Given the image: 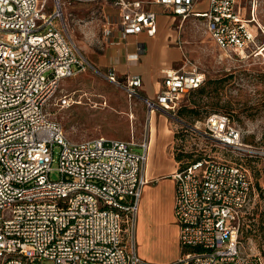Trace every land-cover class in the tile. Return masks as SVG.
I'll return each instance as SVG.
<instances>
[{"label":"built area","instance_id":"obj_1","mask_svg":"<svg viewBox=\"0 0 264 264\" xmlns=\"http://www.w3.org/2000/svg\"><path fill=\"white\" fill-rule=\"evenodd\" d=\"M110 0H0V264H141L135 225L148 184V142L137 145L104 136L73 142L48 107L62 83L84 71L88 62L68 36L64 9L73 4ZM112 0L118 10L104 35L118 29L125 38L155 36L159 5L181 20H204L207 33L227 55L240 59L262 53L255 10L247 19L236 0ZM260 28V26L257 24ZM109 80L117 83L114 72ZM152 110L171 113L205 75L186 64L163 70ZM142 85L139 77L129 91ZM75 93L73 96L75 97ZM57 104L69 108L74 97ZM207 139L244 157L258 149L244 144L241 130L226 114H211L201 124ZM149 141V140H148ZM59 153V180L50 178ZM175 218L182 253L175 264H264L240 242L253 198V177L241 164L207 156L176 171Z\"/></svg>","mask_w":264,"mask_h":264},{"label":"rangeland","instance_id":"obj_2","mask_svg":"<svg viewBox=\"0 0 264 264\" xmlns=\"http://www.w3.org/2000/svg\"><path fill=\"white\" fill-rule=\"evenodd\" d=\"M48 1L47 12L53 7L52 0ZM236 3L238 12L247 19L255 10L261 29L256 23L251 27L258 31L257 41L264 47V0H236ZM63 14V26L88 66L62 83L57 98L48 107L50 117L62 125L73 142L104 136L135 143L134 151L143 153L138 145L147 141L150 149L151 141L159 134L161 140H166V127L173 136L168 153L174 159L181 158L180 165L207 156L247 165L253 177L254 194L240 242L247 254L260 256L264 261V51L245 59L229 56L211 39L204 20L193 16L186 20L170 18L166 27L173 30L187 57L178 64L204 74L206 89L204 94L190 92L175 112L168 113L150 108L149 101L154 102V96L148 98L144 85L137 87L134 95L128 90L126 77L117 76L114 83L108 78L109 72L97 65L109 43L104 35L108 21L118 18L113 4L104 1L73 4ZM63 94L72 95L77 104L60 108L56 104ZM211 114L229 115L241 130L244 144L262 154L249 161L204 137L201 124ZM52 167L50 178L59 180L58 152Z\"/></svg>","mask_w":264,"mask_h":264},{"label":"crops","instance_id":"obj_3","mask_svg":"<svg viewBox=\"0 0 264 264\" xmlns=\"http://www.w3.org/2000/svg\"><path fill=\"white\" fill-rule=\"evenodd\" d=\"M107 3L112 4V0ZM151 9L158 13L155 36L143 32L124 38L117 29L113 34V40L117 42L107 43L97 65L116 76L126 77L128 82L139 77L148 98L153 95L155 100L163 83L162 71L183 68L180 64L187 57L173 30L166 27V23L171 22L170 18L179 17L162 13L164 11L159 5H152ZM195 9L206 10L207 0ZM167 133L165 127L166 140H161L160 134L154 136L145 169L148 184L142 192L135 225L141 264H175L182 253L180 226L175 218L176 181L172 178L180 164L168 153L173 136Z\"/></svg>","mask_w":264,"mask_h":264},{"label":"trees","instance_id":"obj_4","mask_svg":"<svg viewBox=\"0 0 264 264\" xmlns=\"http://www.w3.org/2000/svg\"><path fill=\"white\" fill-rule=\"evenodd\" d=\"M203 85H204V83L199 87V88H197V89H194V90H192V91H190V92H197V94H204V92H205V87H203ZM191 112H193L194 114H197L198 112L196 111V110H192ZM182 113V112H181ZM227 115V114H226ZM229 116V115H228ZM230 117V116H229ZM231 118V117H230ZM232 120V119H231ZM246 158H248V159H251V160H249V161H253L254 159H256L257 157H246ZM199 159V158H198ZM176 160H177V162L178 163H181V158H176ZM195 161V160H194ZM193 162V161H192ZM191 162H189V163H187V164H182V165H180V169H184V168H186L189 164H190ZM238 164H241V163H238ZM241 165H243L244 167H246L249 171H250V168L247 166V165H245V164H241ZM253 194H254V186H253ZM245 219H246V215H245V217H244V221H243V226H244V224H245ZM243 226H242V232H243Z\"/></svg>","mask_w":264,"mask_h":264},{"label":"bare ground","instance_id":"obj_5","mask_svg":"<svg viewBox=\"0 0 264 264\" xmlns=\"http://www.w3.org/2000/svg\"><path fill=\"white\" fill-rule=\"evenodd\" d=\"M155 124V123H154ZM155 126V125H154ZM152 128H153V126H152ZM154 131V130H153Z\"/></svg>","mask_w":264,"mask_h":264}]
</instances>
